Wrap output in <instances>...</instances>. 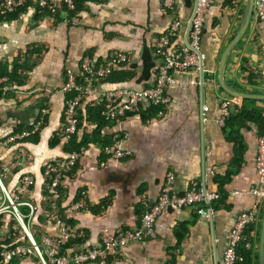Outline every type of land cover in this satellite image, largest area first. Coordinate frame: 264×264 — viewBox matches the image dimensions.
Instances as JSON below:
<instances>
[{"label": "crops", "instance_id": "1", "mask_svg": "<svg viewBox=\"0 0 264 264\" xmlns=\"http://www.w3.org/2000/svg\"><path fill=\"white\" fill-rule=\"evenodd\" d=\"M191 1L189 6L187 0H176L174 13L170 14L163 9L162 0H88L72 16L60 13V22L36 15L30 6L18 20L0 22V66L11 70L15 59L21 64L14 82L0 91V183L19 201L28 200L37 206L31 221L34 226L39 217H54L61 209L64 219L81 234L69 254L94 246L104 231L137 226L140 216L135 213L136 204L153 203L168 172L174 173L175 188L181 194L194 183L198 189L206 187L207 192L213 193L218 190L214 178L227 177L223 186L225 198L217 208L212 207L208 219L188 208L164 212L157 220L156 239L129 244L110 259V264H222L228 233L237 216L255 203L248 191L257 183L258 127L247 122L243 127L229 128L234 135L239 131L237 143L229 139L226 124L246 100L229 96L219 82L222 55L241 29L247 0H236V10L225 9V0H214L200 43L203 75L200 70L174 74L167 90L169 105L156 108L163 111V117L156 114L149 119L137 114L103 129V137H112L122 148L132 151L130 157L101 160L99 147L89 144L75 168L61 179L56 207L49 205L51 200L43 193L44 165L60 162L69 154L64 149L67 138L62 136L65 96L60 90L66 71L80 74L85 56L100 64L113 55L125 54L127 64L140 65L144 48L155 51L156 41L167 34L175 19L182 28L172 46L173 52H180L186 45L187 24L194 6ZM25 54H29V60L25 61ZM37 57L38 62L31 67ZM153 82L154 79L150 84ZM224 82L235 92L264 97V23L255 17L228 58ZM102 85L104 90L115 86L141 87L134 82ZM253 100L256 104L250 109L264 111V100ZM228 101L231 117L221 126L222 106ZM90 102L97 100L84 101L82 112ZM204 107L209 108L207 114ZM37 119L42 120L37 135L21 143L30 157L25 161L17 144H6L5 140L16 128L31 127ZM53 137L55 143L51 146ZM24 174H31L35 180L27 192L19 188ZM81 199L85 206L73 209ZM3 201L0 190V206ZM104 202L107 208H103ZM259 209L256 244L264 202ZM20 210L27 212L24 207ZM15 223L11 215H0L2 238L10 236ZM37 230L50 235L59 232L53 223L40 225ZM7 242L11 243L9 239ZM12 264L40 263L31 255L17 258Z\"/></svg>", "mask_w": 264, "mask_h": 264}, {"label": "built area", "instance_id": "2", "mask_svg": "<svg viewBox=\"0 0 264 264\" xmlns=\"http://www.w3.org/2000/svg\"><path fill=\"white\" fill-rule=\"evenodd\" d=\"M74 0H36L33 3L41 10L49 12L59 11L62 8L73 10ZM26 0H0V16H6L17 11L23 6ZM176 0H162L163 9L173 14ZM214 0H197L193 6L192 14L187 24V40L180 52H173L171 39L176 38L181 31V22L175 19L167 34L156 41L155 57L157 75L154 82L148 88L130 86H115L112 89L104 90L100 80L110 76L119 66L127 64L125 54H116L107 59L104 63L98 64L92 58L85 56L80 65L81 73L86 76V82L80 87L76 82L77 74L67 70L64 81L61 85V92L65 95L75 91L78 95L64 101L63 128L66 135L74 134L77 131V115L82 108V103L89 99L97 100L104 105V120L108 123L120 122L128 115H137L144 108L155 107L165 108L169 105L170 99L167 95L168 88L173 83V76L178 72L199 71L203 67L204 56L201 54L200 43L203 29L206 22V15ZM254 17L264 23V0H256ZM0 79V84L4 82ZM231 102H225L222 106V118L219 121L225 126L226 121L231 117ZM209 112L204 107V113ZM163 111L157 113V117H163ZM42 120L37 119L29 128L21 129L11 133L5 143H15L21 158L30 160L29 155L21 144L25 138L38 132ZM118 140L111 146L104 148V154L110 160H121L132 155L130 149L122 148ZM81 154L71 152L60 162H49L44 165L45 175L50 177L46 182L47 187L53 189L59 186L61 179L70 172L76 165ZM255 174L257 177L256 186L248 191L255 203L252 207L241 212L228 233L227 246L223 253L222 264H242L243 259L237 252L238 245L244 240V231L251 224L260 222L259 208L264 202V136L258 138ZM164 183L161 186L156 200L153 203H144V211L139 219L138 225L118 232L104 231L99 237V242L92 247L79 249L72 254L62 251V248L70 241L81 237L71 226L64 223L56 224L59 232L56 235L44 233L40 240L34 238V230L31 228L37 206L31 201H19L10 194L0 183V190L4 201L0 206V215L9 214L15 219V226L7 238L14 241L9 247L1 244L6 238L0 235V264H12L17 258H29L31 255L37 258L40 264H110V259L117 257L129 244L142 242L145 239L157 238V220L164 212L170 209H193L198 215L208 219L212 212V204L218 199L217 193L205 192L198 189L194 183L193 187L186 193H178L175 188V176L173 172L165 175ZM35 185L31 174H24L19 182V188L28 191ZM84 199L73 205V209L83 208ZM20 207L27 209L26 213Z\"/></svg>", "mask_w": 264, "mask_h": 264}, {"label": "trees", "instance_id": "3", "mask_svg": "<svg viewBox=\"0 0 264 264\" xmlns=\"http://www.w3.org/2000/svg\"><path fill=\"white\" fill-rule=\"evenodd\" d=\"M33 1L36 0H26V3L19 7L17 11L13 12L12 14H8L6 16H0V22H6V21H15L18 20L19 17L26 13L27 9L30 8V6H33L35 10V14H41L40 16H45L50 20H54L56 22H60L59 14L64 13L67 16L74 15L81 7V4H83L85 1L88 0H74L73 1V10L68 11L64 8L59 11L49 12L45 9H39ZM187 4L189 6L192 5L191 0H187ZM239 3L236 0H225L224 8H230L236 10L238 8ZM173 39H171V44L173 43ZM30 54V53H29ZM29 54H25L24 58L25 61L29 60L30 57ZM140 65H129V64H123L119 66L110 76L107 78H104L100 80V84H110V85H127L131 82H134L136 85L141 86L143 88H148L152 82L153 79H155L157 75L156 71V57H155V51L149 48H144L141 59H140ZM38 62V57L33 60V64H31V67L34 66ZM21 66L19 59H15L12 62V69L8 70L7 66L1 65L0 66V79L5 78V84L0 85V91L4 88L5 85L13 83L14 77H17L16 70ZM30 67V65H29ZM28 67V68H29ZM76 82L80 87H83L86 82V76H84L82 73L78 74L76 77ZM78 95L77 92L71 91L68 94H65V100L68 98H74ZM83 104V103H82ZM245 106L238 110L237 114L230 118V120L227 122V127H225V132L229 133V139L235 143H237V135L233 134V132L229 131V128L236 129L237 126L243 127V125L247 122H251L255 124L258 127V134L259 137L264 136V111L258 110L256 108L250 109L252 104H256V101L254 100H246L244 102ZM159 112V109H156L155 107H149L145 112L140 111L138 115L142 118L143 116H147L149 119L154 118L156 114ZM104 114V105L99 102H90L82 112L80 110L77 115V131L74 134L66 135L65 130L62 132V136L67 138V142L65 145V151L67 153L71 152H77L79 154H82L84 149L88 147L89 144L97 145L101 151V160H104L107 158V156L104 154L103 150L107 146H111L115 139H112V137H103L102 131L105 127H109L111 123H108L104 120L103 117ZM132 115H128L127 117H130ZM87 127H91L92 129L88 131ZM29 128V127H20L16 128L13 132H17L21 129ZM240 130V129H239ZM38 133V132H37ZM35 133L34 135H37ZM56 137V136H54ZM54 137L51 139V142L49 143L51 146L55 143ZM76 166V165H75ZM75 168V167H74ZM73 168V169H74ZM72 171V170H71ZM70 172H68L69 174ZM42 175H44V169H42ZM45 176V175H44ZM50 181L49 176H45L44 178V185H43V193L47 195L50 198V206L56 207L57 200L59 199V196L61 195L60 187H55L53 189H50L46 186V182ZM227 181L226 178H220L219 176L214 178V183L217 184L218 190L215 191L218 195V199L213 202L212 207L215 209L218 206V203H222V201L225 198L223 186ZM140 194V192H139ZM58 198V199H57ZM103 208H107L108 204L104 202L102 204ZM144 211V204L140 201L136 204L135 207V213L138 214L140 217ZM61 209L58 212V215L54 217H39L37 224L32 225L31 228L34 230V238L39 241L41 236L44 233H41L37 230V227L40 225H46L47 223H53L54 225L58 223H64L65 225L71 226L69 221H66L64 217L61 214ZM37 213V212H36ZM141 213V214H140ZM36 215V214H35ZM261 215V214H260ZM50 216H52L50 214ZM35 217V216H34ZM140 219V218H139ZM139 220L137 221V223ZM39 223V224H38ZM259 222L257 224H251L249 225L246 230L244 231V240L238 245L237 252L240 257H242L243 262L242 264H258V243L257 242V236H258V227ZM72 227V226H71ZM256 234V237H254ZM14 241L12 240L11 243ZM76 242L79 243L78 239L70 240L63 248L62 251L70 250L69 248H72ZM11 243H2L1 245L4 247H9Z\"/></svg>", "mask_w": 264, "mask_h": 264}, {"label": "water", "instance_id": "4", "mask_svg": "<svg viewBox=\"0 0 264 264\" xmlns=\"http://www.w3.org/2000/svg\"><path fill=\"white\" fill-rule=\"evenodd\" d=\"M196 1L197 0H194V5L196 4ZM255 2L256 0H247L243 24L241 26L239 33L233 40V42L226 48L225 52L223 53L222 58H221L220 71H219V82H220L222 89L229 96L234 97V98H240L243 100H253V99L264 100V97L249 96V95L238 93V92L231 90L229 87L226 86L224 82V72H225L226 64H227V61H228V58L231 52L242 41V39L247 33V30L251 24L252 19L254 18ZM200 71H201V76H202L203 75L202 67ZM204 191L205 192L207 191L206 187ZM258 264H264V209H263V214H262V219H261V227H260L259 243H258Z\"/></svg>", "mask_w": 264, "mask_h": 264}]
</instances>
